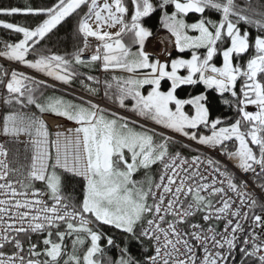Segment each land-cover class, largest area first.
Wrapping results in <instances>:
<instances>
[{"label": "snow or ice", "instance_id": "obj_1", "mask_svg": "<svg viewBox=\"0 0 264 264\" xmlns=\"http://www.w3.org/2000/svg\"><path fill=\"white\" fill-rule=\"evenodd\" d=\"M0 17V264H264V0Z\"/></svg>", "mask_w": 264, "mask_h": 264}, {"label": "trees", "instance_id": "obj_2", "mask_svg": "<svg viewBox=\"0 0 264 264\" xmlns=\"http://www.w3.org/2000/svg\"><path fill=\"white\" fill-rule=\"evenodd\" d=\"M28 2H34L36 4H39L41 2H48V0H28ZM26 3V0H0V6H23ZM3 19H11L9 17H0ZM212 18H217L213 16ZM193 19V17H190V20ZM16 22H24L23 18L17 17ZM74 21H69L66 25L61 27L60 29V35L57 40V38H54L55 41V49L57 51H64V50H71L72 47V36H71V30L73 27ZM4 32L3 30H0V38H3ZM64 91V90H61ZM193 91L191 88H184L183 90H180V94L187 95L189 92ZM69 95H71L69 93ZM218 114V113H216ZM50 125H55L58 121L56 118L52 117L51 115H47L45 118Z\"/></svg>", "mask_w": 264, "mask_h": 264}]
</instances>
